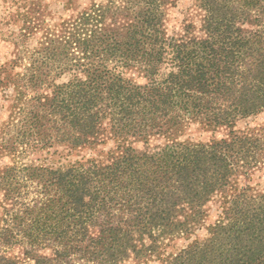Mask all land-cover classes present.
Wrapping results in <instances>:
<instances>
[{
	"label": "trees",
	"instance_id": "obj_1",
	"mask_svg": "<svg viewBox=\"0 0 264 264\" xmlns=\"http://www.w3.org/2000/svg\"><path fill=\"white\" fill-rule=\"evenodd\" d=\"M195 1L198 31L167 33L172 0H105L34 50L16 79L13 149L112 146L58 167H7L0 264H264V192L250 184L264 171V123L238 127L264 112V0ZM190 124L227 132L175 140ZM204 225V238L162 249Z\"/></svg>",
	"mask_w": 264,
	"mask_h": 264
},
{
	"label": "rangeland",
	"instance_id": "obj_2",
	"mask_svg": "<svg viewBox=\"0 0 264 264\" xmlns=\"http://www.w3.org/2000/svg\"><path fill=\"white\" fill-rule=\"evenodd\" d=\"M104 1L0 0V218L4 207L11 205L7 194L8 186L3 178L7 167L14 166L17 172L25 167L30 169L43 166L58 167L85 160L90 155L104 157L112 146V142H108L106 145L98 146L96 150L70 151L63 146L42 149L35 143H29L14 150L15 144L12 142L17 133L19 134L18 130L23 118L22 103L17 98V76L27 71L34 50L45 45L47 38L67 31L79 10L91 8L89 6L92 2L100 4ZM201 21L202 10L195 0H172L167 9L166 31L169 35H182L189 24L198 31ZM262 123H264V112L240 120L238 127L244 128L248 125L261 127ZM226 132L225 128L212 132L201 128L198 124H190L185 132L174 138L179 141L199 143L209 141L213 136L221 137ZM157 142L159 141H153L152 144ZM135 145L144 148L140 142ZM250 184L253 186L252 192H264V171L256 172ZM33 187L36 188L37 185L33 184ZM32 196L34 193L30 198ZM220 203V197L210 202L208 208L210 216L206 220V225L217 217ZM206 225L197 228L196 233L188 238L182 237V234L165 238L162 249L168 250L166 252H170L172 247L176 252L182 250L197 236L204 238L207 235ZM20 250L19 247H13L9 249L8 255H20ZM45 251L48 253V250Z\"/></svg>",
	"mask_w": 264,
	"mask_h": 264
}]
</instances>
